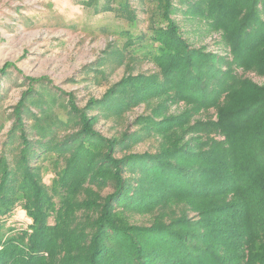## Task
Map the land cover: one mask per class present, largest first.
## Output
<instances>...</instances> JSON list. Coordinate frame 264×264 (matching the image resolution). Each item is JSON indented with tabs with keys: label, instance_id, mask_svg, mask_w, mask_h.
I'll use <instances>...</instances> for the list:
<instances>
[{
	"label": "trees",
	"instance_id": "16d2710c",
	"mask_svg": "<svg viewBox=\"0 0 264 264\" xmlns=\"http://www.w3.org/2000/svg\"><path fill=\"white\" fill-rule=\"evenodd\" d=\"M153 1L160 22L151 21L149 29L160 45L147 41L146 57L158 64L163 82L156 76L147 84L132 82L140 87L139 94L125 99L131 103L167 94L197 110L214 108L215 120L197 121L193 128H206V138L208 128L216 130L225 140L209 137L213 144L206 149L208 141L198 135L185 147L180 139H168L169 145L154 155L123 159L132 173L138 172V178L130 175V180L123 177L121 159L93 165L102 145L89 139L79 142L51 188L39 184L29 168L0 163V264H234L237 259L264 264V84L237 72L241 68L264 77V0H180L179 7L176 0ZM184 4L190 8L183 9L184 14L198 15L212 32L224 35L234 56L227 67L218 54L193 47L183 37L171 15ZM81 119L87 126L83 132L92 135L89 119ZM183 120L147 127L166 134L175 124L182 127ZM50 132L46 129L40 138ZM50 140L39 145L48 151ZM108 143L111 149L114 142ZM110 180L115 191L102 195ZM229 193L235 196L231 203L226 197L209 207L211 214L222 216L193 223L186 210L178 217L164 213L171 199L185 200L205 213V199ZM17 203L33 218L32 232L5 237L2 218ZM159 209L150 226L132 223L125 213L152 214ZM51 213L54 224L48 220Z\"/></svg>",
	"mask_w": 264,
	"mask_h": 264
},
{
	"label": "rangeland",
	"instance_id": "374dc122",
	"mask_svg": "<svg viewBox=\"0 0 264 264\" xmlns=\"http://www.w3.org/2000/svg\"><path fill=\"white\" fill-rule=\"evenodd\" d=\"M179 1H175L178 7ZM180 9L171 19L183 37L193 47L218 54L227 67L234 56L224 35L212 32L198 15L184 14L190 9L187 4ZM159 19L153 0H0V163L29 168L39 184L51 188L56 172L66 166L83 139L102 145L94 157L95 166L111 165L112 157L123 160L146 152L154 155L169 145L168 139H180L179 145L185 147L192 146L191 140L198 135L204 143L208 141L206 149L212 143L209 137L225 140L216 130L208 128L206 138V128L200 132L193 128L197 121L215 120L214 108L197 110L194 104L167 94L138 97L131 103L125 99L126 95L139 94L140 87L132 82L147 84L154 76L163 82L158 64L146 57L147 41L153 42L150 22ZM142 34L148 36L145 41L131 39ZM153 43L160 45L159 41ZM237 72L264 84V77L254 71L239 68ZM81 115L89 119L92 135L83 132L87 126ZM173 120H183L184 125L175 124L166 134L147 127L162 121L174 124ZM46 129L50 134L40 138ZM50 138L47 151L39 144ZM108 142L115 143L111 149ZM26 147L28 156L23 163ZM123 164V177L137 179L134 173L138 172L127 168L130 163ZM2 173L0 170V177ZM114 186L110 180L101 194L114 192ZM54 199L59 201L60 197ZM234 199L232 193L205 199V213L201 214L185 200L171 199L165 203L164 213L178 217L186 210L189 220L199 223L222 216L211 214L213 208L209 207ZM159 211L125 213L132 223L150 226ZM48 220L54 224L55 213L49 214ZM33 223L23 204L17 203L2 218V232L5 237L32 232ZM235 263L246 264L238 259Z\"/></svg>",
	"mask_w": 264,
	"mask_h": 264
}]
</instances>
